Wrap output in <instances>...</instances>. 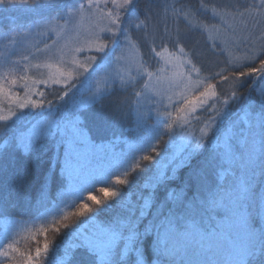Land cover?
<instances>
[{
	"label": "trees",
	"instance_id": "1",
	"mask_svg": "<svg viewBox=\"0 0 264 264\" xmlns=\"http://www.w3.org/2000/svg\"><path fill=\"white\" fill-rule=\"evenodd\" d=\"M80 1L81 0H70L64 2L62 1L65 4L73 6V11L75 14L71 17V19H69L66 14L61 12L59 15L54 13L51 18L44 21H37V24L39 25L37 30L40 29L41 33H39L36 29L32 31L34 27L33 17L31 14L26 12L19 13V15L16 16L13 20H8L7 18L3 19L0 23V73L7 69L19 70V67L22 66L24 68L27 67L26 65L28 64L31 67L28 72L32 74L33 77L34 71H37L36 68H38L39 71H37L35 77L38 78L39 81H48L47 84H43L40 82L38 84L37 81L36 86H38V88L35 86V89L37 90L35 91L34 89H32L30 91L34 92V94L29 95L31 100L41 101L43 102L44 106H49L48 102L51 101V107L57 105L56 108H59L64 104L66 105L67 103L71 104L74 107L80 104L82 98L92 95V89H96V87H89V91L87 89L84 90L83 88H81L80 90V85H78V88L71 87L68 89V96H63V91L66 90L65 85L63 83L53 84L49 79V76L55 71V68L57 67H46V65L49 64L58 65L62 61L63 57L58 56V54L65 57L69 56L71 60L73 59V56H75L78 61L81 57L89 58L95 56L96 69H98L97 66L100 65L102 66L100 70H104V72L112 71V77H110L111 80L109 82L108 80L101 81L102 83L100 84V86H98V90L100 89L99 91H101L99 95L101 96L103 94V91H110L111 89L113 90L117 87H121L126 89L127 91L126 95L123 98V102L131 103L132 105H134L137 104L134 103L137 101V96L139 97V95L144 94V91H146L141 86H145L146 82L149 83L150 77L148 73H152L151 77L155 76L156 74L159 75V62L161 61L154 55H148L150 50L153 53H168L175 57L176 54H179V56L177 57L185 58L188 56L192 57V51L193 49H195L197 52V57H219L220 62L213 64V66L210 67V70L203 69L200 71L199 79H202L204 81L205 86L207 84H215L216 91L218 92L217 96L221 97L220 100L228 99V106H225L223 103H219V100H216L213 108H208L206 112L203 109H198L195 114L189 112L187 114V118L184 119L185 114L180 112V109L183 107V100L178 101L174 105H172L170 110H166V108L158 106H156L155 109L153 102L154 100L152 98L154 95L152 94V103L150 107V114L152 116L151 121H172L177 117L176 114L177 111H179L178 117L182 118L183 121H180V124H185L186 121H188L189 123L190 121V124H192L193 127H197V131L200 130L201 126L204 125L205 122H210L212 117H215L217 119V117L219 116L217 114V111L221 114L226 111H230L233 113V115L229 117L228 120L220 122V128H218L220 129V132H217L216 130L204 137L203 140L200 139V142H202V154H198L192 160L193 167H200L201 164H203L204 167L207 165V159L210 155H213L215 153L214 151H216L218 147L217 143L221 140L223 132L225 130H228L226 127L233 121L236 120L239 124V126L237 125V128H235L236 131L233 133H240L242 129L248 128L249 125L247 126L245 118L253 115L254 111L258 112L260 107L259 84L256 79L245 77L244 79L252 80L253 82L251 84H247L244 88H241L239 90L241 93H243L242 97L232 99L230 94L234 90L233 84L230 81H224L220 76H217L216 79H211V77L213 73H223L229 67L243 63L246 53L250 54L251 52L252 44L245 42V44H240L236 49L231 48L226 50H224L223 46L220 45V48H216L215 51H212V49L208 47V44L213 41L219 44H221V42L220 40H217V36H215L214 34L213 36L212 33L208 31L206 26H216L219 19H221L222 17L220 16V13L222 14L223 12L227 13L231 18H233L235 21H230L235 24H243L246 22L251 25L250 18H241L240 16L235 15L237 9H234L231 6L243 5L252 2H250L249 0H192L191 2H188V4H186L187 0H183V3H181L182 6L179 7H183L184 11H188L187 14L177 11L175 6H169L165 4L159 5V7L157 8L159 16L156 20H151L150 18V24L147 30L141 31L137 29H131L129 32V39L131 43L133 42L134 44H138L139 49L144 50L142 51L143 69L140 71L141 73L139 72L140 74H143V76L139 78L137 76L139 74H136L135 76L130 77L127 81H123V86H121V81L116 80L119 69H117L115 62L127 58H124V56H126V53H123L119 46L116 48L115 55H111L110 47H108L106 51L109 53V55L106 59H102V57H104V53H97L94 47L93 51L91 49L87 50L89 47L83 45L81 41V35L84 33V31L82 29L77 30L76 28V21L78 19L84 18L83 14L85 12L87 13V8L91 10V15L93 14L91 18L92 21H97V14L102 13L108 15L106 14V10H109V7L99 6V8H96L94 6L89 7L85 5L86 7H84L83 11L78 12L76 11V9H78L81 5ZM151 1L153 2L155 0H138L139 11L142 12L144 7L146 5H149ZM239 10L242 11L243 9L241 8ZM117 14L120 16L122 21L126 19L121 9L119 12H117ZM165 15H167V17H165ZM253 15L255 14L253 13ZM61 16L63 18H61ZM139 19L143 20V15H140ZM186 20L190 21V23H195L194 34H196L197 42L184 43L187 45V47H185L184 49L185 55L178 53L179 48L183 45L174 48L171 43H169L168 41H164V47L161 48V41L159 39H156L158 33L155 29L158 27L160 31H163L166 25L168 32L172 35H175V32L177 30L180 31L179 25L183 24ZM46 21L49 22L45 23L42 26L41 23ZM65 22L74 23L73 26L75 28L72 29V27L64 31H58L57 29L50 31L52 23H58V25L60 26ZM125 26L126 24H121V27ZM12 28H23L26 31L21 35H11L10 31ZM149 32H152L151 36H149ZM105 34L106 35L100 39L103 42L110 44L112 34L108 32H105ZM152 36H154V38L149 39V41L144 45H139V40H148V38H151ZM119 39L120 43L124 41L123 37H119ZM53 41H56L55 45H53ZM252 43H260L258 35L252 37ZM45 45H48L49 47L45 48ZM79 46H83L84 51L81 53H74L72 50ZM60 47H65L63 50L65 51L66 49L64 54L62 52H59V50H61ZM221 48L223 49V54H220ZM44 51L47 52V54L51 53L50 56H52V62L51 60L47 61L44 59H39L40 56L38 55H41ZM90 53H96V55ZM25 57H27V59H25ZM117 57H119V59H117ZM226 59L228 61L227 64L225 63ZM177 60L181 59L177 58L173 61ZM64 63V66H67L68 69L73 67L72 61L70 60ZM38 65L39 67H37ZM178 66H180L179 63H173L172 67L179 70H188V66L186 65L182 67L180 66L181 68ZM74 67L76 68V66ZM196 67H198L197 63ZM32 75L30 76L32 77ZM5 77H8L10 81L14 79V77L0 74V80L4 79ZM61 81L64 80L61 78ZM113 81H115V87H113ZM225 82H229V85L227 83L225 84ZM28 84L30 85L29 82ZM9 90L11 96L14 98V101L2 100L3 97H0V115L11 116L12 112L16 113V115L11 116L9 120L0 121V146H3V148H0V169L5 170L3 175L6 177V183L0 182V238L4 229V225L2 223L3 221L9 219H17L22 222L37 221V219L42 216V212L49 207V203L53 202L59 192L66 187V180H63L64 175L61 174L60 167L55 166L52 159L56 151L54 139L48 138L42 141L43 146L41 148V159L39 162V167L36 166L34 158L29 159L24 157L23 153L16 147V144L14 142V136H18L21 132H26L31 127L30 124L36 123L37 119H40L42 116L44 117L48 114H53L52 117H63V115H59V113L57 111L55 112V110L53 109H51V111L49 112H42L41 110L43 108H37L34 106L20 108L19 104L21 101L25 100L26 94H28V92L19 93L22 92V90L19 91V87L13 85L9 88ZM41 92L44 93L43 96L39 94ZM88 93L90 95L87 96ZM137 93H139V95H137ZM214 100L215 99L209 101V104H213ZM91 105L93 107L94 104ZM123 105L125 104H121L119 106ZM84 109L85 108H81L80 112L82 114V124L85 126V120L83 118L85 114ZM138 112L141 111H136L135 115H131V118L127 123L129 128L125 131V133H123V131L120 133L114 132L112 134H105L98 137H87L84 134V136L91 141V145H102L104 147V151L100 152L89 145L88 150L85 151L90 152L93 155V157L89 158V162L93 160H97L98 162L106 161L107 158L111 157L113 153L117 154L120 149H123L124 151L122 152L125 153V149H128V147H126L125 145H127L128 142L129 144H131L132 142L134 143L136 141L137 137L144 135L145 138L149 136L145 129L135 131L136 118H138L137 114H139ZM151 121H149V119L147 118L145 123L149 124L151 123ZM185 126L187 128L189 127L188 124H185ZM145 127V124H143V128ZM169 136L170 134L166 133L163 138L154 140L153 143L151 142L152 146H154V144L163 145L161 144V142L165 140L164 146H157L158 148L156 147L158 151L160 150L162 151V153L165 152L168 147L167 144ZM249 138L250 137L247 132H245L244 135L241 136L240 141L242 145L240 144L238 146V153H236V158L240 157L243 161L240 162L235 159L236 163L230 166L229 172L224 175L222 181L219 180V184H217V181L215 179L219 178L218 176H221V170L220 173L216 172L213 176L212 174H208V176H212L215 178L213 182H210V185L213 188H218L222 192L227 193L232 191L231 188L233 187L235 182L241 179L240 175L242 172H244L243 167L248 163L249 151L253 147V145L252 147L250 146L251 143L249 142L251 141L249 140ZM255 141L259 142L258 137L255 138ZM145 145H147V143H145ZM258 146L260 147V144H258ZM83 147L84 146L81 144L76 145V148L80 151H83ZM146 150L148 151L147 147ZM62 151L63 149H61V153ZM188 151L190 152V150ZM188 151H186L185 154H187ZM149 153L153 156V158L156 157L157 161L153 163L151 162V164L147 163L148 165L142 162L144 168L140 166L141 169L135 173L137 178L139 179L128 198L123 199L119 203L112 202L106 204L105 209L100 213H97L94 216H90L87 220H85L84 218L85 222L82 220L78 225V228L74 226L73 228H76V230L73 231L72 228V232L70 234L68 230L67 232H65L66 230H64L60 231L57 235V233H54L53 231L47 229L43 237V239L48 240L46 242L49 245L47 253H45L43 251V248H41L37 243L38 238L42 237L39 236L41 232L37 233L33 237H30L25 244L24 242H20V240L17 244V253H19V257L16 252L13 253V260L11 262L10 259L1 260L0 257V264H12V262L13 264H28L29 256L32 257L33 264H97V256L90 255L82 247H75L79 244L82 233H85V231L87 233H90V229L92 226L91 222L94 221V224L97 225H100L102 223L104 225H107L115 219L124 220L129 215L130 210H135L138 213L141 205L143 204V201H145L146 199H152V203L159 206L163 202L169 190L175 189L179 191L184 187L185 182L192 183L191 181H189V173L191 169L185 166L179 168L176 171L174 179H168L162 185L154 189L152 186L153 182L150 177L153 176V174L157 171L158 162L165 161V158H163L164 156L162 155H158L157 151H149ZM256 157V163L258 165L260 153L256 152ZM218 167L219 169H221V166H219V164ZM50 168L53 169L51 173H49ZM257 168L258 167H256V169ZM18 172L22 177L26 176V179L24 180V187L22 190H17V183L13 179V177L16 176ZM168 176H173L171 166L168 169ZM146 177H149V179H147ZM260 179L261 181L253 186V193L256 195H258L261 189L264 188V176H261ZM245 181L253 182L254 178L251 175V177L246 178ZM193 190L194 185L186 193L188 198L191 197ZM149 211L155 212L156 208L153 207L149 209ZM213 211L215 212V210ZM250 211H252L253 215H255L254 209H250ZM209 212L212 213V210L208 211L204 208L198 207L191 217V219L199 225L198 227L200 228V230H202L208 236L211 233L217 234V231H219L217 225L218 223L216 224V220H213V216L209 215ZM253 223L257 227H259L260 222L258 219H254ZM43 239H41V242L43 241ZM214 239L215 236H212V239H209V242H207L208 245H206L204 249L210 250L209 252H205L202 255V257L208 260L211 264H213L214 261L218 259L217 251L215 250L212 242ZM191 243H193L194 247H197V240H194V238L191 239ZM37 247L41 249L40 256L36 255ZM144 250L146 256L151 257L152 252L150 241H145ZM225 256L226 254L222 255V257ZM132 259L133 255H130L127 259L126 264H131ZM249 264H264V255L250 257Z\"/></svg>",
	"mask_w": 264,
	"mask_h": 264
},
{
	"label": "snow or ice",
	"instance_id": "2",
	"mask_svg": "<svg viewBox=\"0 0 264 264\" xmlns=\"http://www.w3.org/2000/svg\"><path fill=\"white\" fill-rule=\"evenodd\" d=\"M99 7L96 0L89 7ZM119 8L124 13L125 20H121L118 14L108 12L109 24L101 31H105L112 34L111 55H115L116 48L120 46L119 37H123L127 44H130L129 32L131 29L147 30L151 20H156L159 16V12L151 4L146 5L142 12L139 11L138 0H120ZM22 8L24 12L29 13L33 17V26H38L37 21H44L53 16L54 13L59 15L61 12L66 14L69 19L75 14L73 6L65 4L62 0H0V12L7 11L10 8ZM84 5L81 4L76 11H83ZM168 7V6H165ZM234 9H237L235 15L241 18H250L251 27L246 28L245 31L249 32L248 43L252 44L250 54L246 53L244 62L238 65L229 67L223 73H213L211 79H216L220 76L224 81H230L234 90L231 92V98L237 99L243 96L239 90L244 88L247 84H251L252 80H246L245 77L255 78L259 84L260 94V107L259 111L255 112L249 119V126L247 129H242L240 135L243 136L245 132L253 137V147L249 151L248 163L252 166L251 175L254 178L256 175V167L259 168L261 176H264V0H253L252 3L243 5H232ZM243 9L240 11L239 9ZM255 13V15H253ZM143 15L144 19L140 20L139 16ZM61 18H63L61 16ZM121 24H126L125 27H121ZM158 33L156 39L161 41L160 47H164V41H168L175 48L183 45L179 48L181 54H185L184 49L187 47L184 44V37L179 30L172 35L168 32L165 25L163 31H160L157 27L155 29ZM59 35V34H58ZM152 32H149V36ZM259 36L260 43L253 44L252 37ZM241 43H244L242 40ZM56 41H53V45ZM84 45L89 48H95L97 53H104L102 59H106L109 53L106 51L109 45L103 42L99 36L86 39ZM45 45V48H48ZM208 47L215 51L216 48H220V44L215 41L208 44ZM258 49V50H257ZM74 53H81L84 51L83 46L76 47L72 50ZM223 49L221 48V53ZM148 55H154L159 57L160 52L153 53L151 50ZM27 59V57H25ZM119 59V57H117ZM96 60V57H90L89 63H80L75 56H73L72 64L82 69L84 72H88L89 65L92 61ZM197 52L195 49L192 51V58L181 61L188 65L186 74H181V82H191L194 87L203 86V90L198 94L194 93L191 96H182L183 107L180 109L181 113H184V119L187 118L189 112L195 114L198 109H203L205 112L208 108H213L216 100H220L221 97L217 96L216 85L207 84L204 85V81L199 79V73L201 69L196 67ZM227 64V59L225 60ZM39 67V65L37 66ZM46 67L52 68L53 65H46ZM197 75V79L192 81V74ZM149 77L152 73H148ZM61 78L66 82L63 96H68V89L75 87V83L72 81V73H65L58 67L51 73L49 79L53 84L61 82ZM25 82L29 77L24 76L21 78ZM15 79L11 80V84H16ZM40 83L47 84V80L40 81ZM123 86V82H121ZM25 87H28L25 83ZM113 87H115V81H113ZM31 91V89L29 90ZM0 93L11 96L10 90L6 89L5 85L0 83ZM41 96L44 93H39ZM139 95V93H137ZM213 101V104H209V100ZM102 102V97L97 93L82 98L79 105L74 106L73 110L69 113V116L64 119L63 122L53 121L50 116L37 120L26 132L19 133L18 136H14V142L16 147L23 153L26 158H34L36 166L39 167L41 159V148L43 146L42 141L53 138L55 140L56 151L53 156L55 166L60 167L61 174L66 177V187L61 193V196L69 197L76 201L84 198L85 192L92 190V185L99 181H103L106 178L93 179L89 182L88 172L83 170V166L78 163H74V156L80 155V150L76 148L77 144L83 145V151H87L91 141L84 136L83 129L81 127V108H86L91 104ZM223 104L228 106L229 100L223 99ZM51 107V101L48 102ZM34 106L42 108L44 106L41 101L31 100L30 96L26 94L25 100L19 104L20 108H27ZM218 115H222L217 111ZM16 113L12 112L11 116H15ZM43 115V114H41ZM247 115V114H246ZM9 115H0V121H7L11 118ZM214 120L215 117H212ZM175 123V121H173ZM168 128L172 127V124L167 125ZM208 126L206 130H202L200 139L203 140L207 135ZM260 137V157L259 164L256 160L255 149V136ZM220 132V129H217ZM159 138V133L151 135L147 145H145V139L143 136L137 137L134 143L129 144L127 154L130 157L135 156L138 152H143L147 147L148 151L156 152V147L152 146L151 141ZM236 139L235 134L228 129L223 132V140L218 141L217 146L223 148V157L228 161L234 158L232 152V142ZM97 151L103 152L104 147L102 145H91ZM3 148V146H0ZM202 145L197 142L194 148L184 158V160L176 163L175 156L171 158L170 164H161L157 171L151 177L153 182V188H157L162 185L168 179H174L176 171L181 167H188L191 169L189 173V182H185L184 187L179 191L172 189L169 190L163 200V202L157 206L146 199L141 205L139 213L135 210H130L126 219H115L107 225H99L92 233L81 234L80 242L75 247H82L90 255L98 257L97 264H126L130 255H133L131 264H176V257L183 253L187 255L188 242L196 236H199L201 240L211 239L216 233L209 234L208 237L204 235L197 226V224L191 219L195 210L200 207L205 210H215L217 207H225L229 213L228 217L221 222L218 227L222 230L235 231L236 238L232 243L230 260L227 264H249V258L257 255H264V188L261 189L258 195L253 193V183L249 181L247 183L240 184L233 191L224 193L218 188H213L207 178L206 170L203 164L200 167H193L192 160L201 153ZM61 149H63L61 153ZM124 152L120 154L113 153L110 158V163L113 160H121ZM144 161H151L153 157L151 155H143L141 157ZM109 163V164H110ZM171 166L173 176H168V169ZM117 166L116 168H119ZM136 168L140 165L136 164ZM103 168V166L97 169ZM4 169H0V182L6 183V177L3 175ZM53 171L49 169V173ZM13 179L17 183V190H22L24 187V180L26 176L22 177L18 172ZM117 183L121 185H127L129 180H117ZM194 185L191 197L188 198L186 193ZM101 192L108 193L107 188H101ZM121 197L119 191L112 192L110 199ZM89 200L96 202L98 207H89L87 203L79 204L75 215L79 217H86L88 214L100 213L105 209L107 201L97 200L95 196L88 195ZM119 203V201H116ZM155 207L156 211L151 212L149 209ZM250 209H254L255 215ZM151 217V218H149ZM67 219V217H65ZM259 220V227H257L253 221ZM79 226L77 225L76 228ZM64 228H70L69 224H64ZM73 228V231L76 230ZM150 241L151 257L146 256L144 246L145 241ZM121 243L123 244L120 249ZM49 245L44 244L43 251L48 252ZM117 249H120L119 252ZM13 250V244L9 243L7 249L0 255L8 256V251ZM36 255H41V249L36 248ZM118 257V258H117ZM28 264H33L32 257H28ZM191 264V261H189Z\"/></svg>",
	"mask_w": 264,
	"mask_h": 264
},
{
	"label": "rangeland",
	"instance_id": "3",
	"mask_svg": "<svg viewBox=\"0 0 264 264\" xmlns=\"http://www.w3.org/2000/svg\"><path fill=\"white\" fill-rule=\"evenodd\" d=\"M64 1H70V0H62ZM192 0H187L186 4L188 2H191ZM250 2H253V0H249ZM94 0H81L80 3L83 4L84 6H89L90 4H93ZM119 2L120 0H96V3H98L99 6H108L109 10H106V14H108L109 11L117 14V12L120 11L119 8ZM258 3V0H256ZM183 0H158V1H151L149 4H151L154 8H158L159 5L165 4L169 6H175L177 11L182 12L187 14L188 11H184L182 6ZM177 5V6H176ZM85 6V7H86ZM187 6V5H186ZM96 7V6H94ZM99 8V7H96ZM87 13L85 12L84 18L78 19L76 21V28L77 30L82 29L84 33L81 35V41L82 44L84 45V41L89 38H95L99 36L100 38L104 37L105 31H101L104 29L106 26L109 24V18L108 15L105 14H97V21H92V15H91V10L87 8ZM213 10V9H212ZM23 13L22 8H10L7 11L0 12V23L3 19H8V20H13L16 16L19 15V13ZM255 14V13H254ZM221 19H219L218 24L216 26H206L208 31L217 36V40L221 42L220 45L223 46V49H236L238 46L241 44H245V42L248 41L249 38V32L245 31L246 28H250L251 25L248 23H238L235 24L232 21H235L233 18H231L227 13L223 12L222 14L220 13ZM167 17V15H165ZM49 21L42 22L41 25L43 26L45 23H48ZM74 23L70 22H65L61 24L60 26L58 23H52L50 31L57 29L58 31H64L66 29H74L75 27L73 26ZM195 23H190V21L186 20L183 24H180V33L184 37V43H196L197 38L195 32ZM39 26V25H38ZM38 26H34L32 31L34 29H38ZM26 30L22 29H11L10 33L11 35H16V34H23ZM39 33H41V30H37ZM9 32V31H8ZM9 34V33H6ZM213 35V36H214ZM154 38L152 36L151 38H148V40H139L138 43L139 45H144L146 42L149 41V39ZM244 41V43H241V41ZM110 43V42H109ZM1 44V42H0ZM110 47V50H112V44H108ZM130 45V47H129ZM65 47H60L61 50L59 52H62ZM120 48L123 53H126L127 58L121 59L115 62V65L117 66L118 70V76L116 80H119L121 82L127 81L130 77L135 76L136 74L139 78L143 76V74H140L141 70L143 69L142 67V59H143V54L142 51L139 49L138 44H134L133 42L131 44H127L126 42L120 43ZM91 49L92 51L94 50L93 48H88L87 50ZM180 50H179V52ZM216 53V52H215ZM90 54H95L96 53H90ZM51 53L43 52L40 56L39 59H44V60H51L52 56H50ZM185 55V54H183ZM37 56V57H38ZM58 56L63 57L62 61L58 65H53L64 71L65 73L71 72L72 73V81L75 83L74 88H78V85H80V90L83 88L84 90L89 91V87H96V89H92L91 94L97 93L98 95L101 93V91L98 90V86L102 83L101 81H106L108 82L111 80L110 77H112L111 73L112 71L104 72V70H100L102 66H97L96 69L95 63L96 60L92 61L89 65V70L88 72H84L82 69L74 67L73 65L72 68L68 69L67 66H64L65 63L68 60L72 61L69 56L65 57L60 54ZM117 56V55H116ZM115 56V59H116ZM179 54H176L175 56H172L171 54L168 53H161V55L158 57L161 62H159L160 65V71L159 75L156 74L153 77H150L149 83L146 82L145 86H141L144 88L146 91H144V94L137 96V101L132 105L131 103H124L123 98L126 95L127 91L124 88L117 87L115 89H111L110 91H103L102 96V102H98L93 105L87 106L84 114V120H85V126L82 124V129L84 131V134L87 137H98L101 135L105 134H112L114 132L120 133L125 131L129 128L127 125L129 119L131 118V115H135L136 111H141L138 112V118H136V125H135V131L143 130L145 129L146 132L149 134L148 137H145V143L148 142L149 138L151 135H155L156 132L159 133V138H163L164 135L170 134L169 139H168V144H167V150L162 153V151H158V155L164 156L165 161H160L157 164V169L161 164H170L171 165V158L175 156L176 163H179L180 161L184 160V158L189 154L188 150H192V148L195 147V144L197 142H200V137H201V132L202 130H206V125L208 126L207 129V135L210 133H213L216 131L218 128H220V122L228 120L229 117L233 115L232 112H224L222 115H219L217 119L215 118L214 120H210V122H205L204 125L201 126L200 130H197V127H193L192 124H190V121H186L185 124H188V128L185 126V124H180V121H182V118L178 117V112L176 114V118L172 121H159V120H153L150 112V107H151V97L152 94L154 95L153 102H154V108L156 109V106L158 107H164L166 110H170L172 105H174L176 102L182 100V96H191L194 93L198 94L199 91L203 90V86L197 88L192 86L191 82L184 81L181 82V74H186L187 71L185 70H179L173 68V63H179V65L182 67L186 64L181 63V61L191 59V56L185 57V58H180L177 57ZM90 58V57H89ZM89 58H80L79 62L80 63H89ZM177 58L181 60L173 61L176 60ZM30 61V60H29ZM53 59L51 60V62ZM39 62V60H38ZM195 63L198 64V69H211L210 67L213 66V64L219 63V57L216 58L215 56H209V57H204L200 58L197 57V61H194ZM27 67H19L18 69H7L0 73L1 75H7L9 77H14V79L17 81L16 84H11V81L8 79V77H5L4 79L0 80V83L4 84L6 89H9L12 85L19 87V91L22 90V92H28V96L34 94V92H30L29 90L35 89L36 83L38 81L39 84V79L35 77V74L37 71H39L38 68H36L37 71H34V77L32 74H30L28 71L31 68L28 64L26 65ZM111 66V65H110ZM178 66V67H180ZM188 66V65H186ZM180 67V68H181ZM189 67V66H188ZM140 72V73H139ZM32 75V77L30 76ZM27 76L29 79L27 82L22 80L21 78ZM138 79V78H137ZM197 79L196 74H192V81H195ZM202 80V79H200ZM30 83V85L28 84ZM25 83H27L28 87H25ZM60 83H63L64 85L66 84L65 81H61ZM229 85V82H225V84ZM36 86V87H35ZM82 89V90H83ZM216 90V89H215ZM86 92V91H85ZM217 92V91H216ZM90 95L89 93L87 96ZM218 95V92H217ZM0 97H3L2 100H9V101H14V98L12 96L5 95L4 93H0ZM215 99V98H213ZM211 101V100H209ZM133 103V102H132ZM219 103H223L222 100H219ZM121 104H125L123 106H119ZM63 105V104H61ZM67 105V106H66ZM64 104L63 106L56 108L57 105L49 107V106H43L42 112H49L51 109L57 111L59 115L57 117H52V115L48 114L44 117H49L53 121H59L63 122L65 118L69 116V113L73 110V106L69 103ZM137 105V106H135ZM69 108V109H68ZM252 115H250L251 117ZM43 116L40 118H44ZM250 117H246L245 121L247 122V126L249 125V119ZM82 118V119H83ZM147 118L151 123L146 124ZM244 118V117H242ZM37 119V120H40ZM175 121V123H173ZM183 122V121H182ZM35 123L30 124L32 126ZM143 124H145V128H143ZM172 124L171 128H168L167 125ZM190 124V125H189ZM229 124V123H228ZM237 125L239 126L238 122L235 120L231 124H229L226 128L231 129L232 132H235L237 128ZM225 128V129H226ZM226 131V130H225ZM146 133V135H147ZM236 136V139L233 140L232 142V152L234 154V158L231 161H228L225 159L222 155L223 153V148L217 147L215 153L213 155H210L209 158L207 159V165L205 166L206 174L209 183L215 179L212 177L215 175V173H220L221 170V176H218L219 178L215 179L217 181V184H219V180H223L224 175L229 172L230 166L235 164L236 161L242 162L243 160L240 157L236 158V153L238 150V146L241 144V135L239 132L234 133ZM206 135V136H207ZM205 136V137H206ZM144 137V135H143ZM249 140L251 142L250 146L252 147L253 145V137L249 135ZM258 137L259 142L255 141V149L257 153H260V147L258 144H260V137L258 135V130H257V135L255 138ZM53 139V138H51ZM137 139V138H136ZM157 140V139H154ZM154 140L151 142L153 143ZM223 140V136L221 137V142ZM133 143V142H132ZM163 145H155L154 147H159V146H164L165 140L161 142ZM202 144V142H200ZM125 145V144H123ZM242 145V144H241ZM126 147L129 146V142ZM157 147V148H158ZM126 152L122 155L121 160H113L110 163V158H107L106 161H100L98 162L97 160H93L89 162V158L93 157V155L90 152H85V151H80V155L78 157L74 156V163H78L79 165L83 166V170L85 172H88V178L89 182H91L93 179H101V178H106L103 181H99L92 185V190L90 192H85L84 198L82 200L76 201L74 199H71L69 197H64L61 196L62 191L59 192L57 197L53 202L49 203V207L45 209L42 212V216L37 219V221H30V222H22L17 219H9L6 221H3L4 229L2 231V235L0 238V253H3L5 249H7V245L9 243L13 244V250L8 251V256L0 255L1 260H8L10 259V262L13 260V253L16 252V254L19 257V253H17V244L20 242H24V244L28 241L30 237L35 236L37 233H40L37 243L41 248H44V244L48 241L47 239H43L45 231L51 230L54 233L59 234L60 231L67 232L69 231V234L72 232L71 229L74 226H77L80 224V222L83 220L89 219L90 216L93 214H88L86 217H79L75 215V212L77 208L79 207V204L81 203H87L89 207H98L95 201L89 200L88 195L95 196L97 200L100 201H107V204L119 201L121 202L123 199H126L131 195L132 190L137 184V181L139 178L136 176V172L140 170L141 168H136V164H139L140 166L142 165V162L145 164H151V162H156L157 158L154 157L151 161H144L141 159L143 155H151L149 151L145 150L143 152H138L135 154V156L130 157L127 154V149H125ZM123 149H120L117 154H120ZM186 151H188L187 154ZM184 154V155H182ZM186 155V156H185ZM152 156V155H151ZM153 157V156H152ZM110 163V164H109ZM147 164V165H148ZM221 166V169L218 167ZM119 168H116L119 166ZM103 166V168L97 169L98 167ZM144 168V167H143ZM219 169V171H218ZM243 171L240 175L241 179L236 181L233 187L231 188L232 191L239 186L240 184L247 183L245 181L246 178L251 177V171H252V166L247 163L243 167ZM256 175L254 177V181L252 182L253 185L258 184L259 181H261V175L259 172V168L255 169ZM208 174H212V176H208ZM152 177V176H151ZM150 177V179H151ZM149 179V177H146ZM124 180L127 179L130 181L129 184L127 185H121L117 183V180ZM143 179V178H142ZM63 180H66V177H63ZM147 182V181H146ZM216 184V185H217ZM101 188H107L108 193L101 192ZM119 191L121 193V197H116L110 199V194L112 192ZM134 196V195H132ZM143 201V200H142ZM150 202L152 203V199H150ZM144 203V201H143ZM140 211V209H139ZM138 211V213H139ZM209 215L213 216V220H216V224L219 225L221 222H223L229 215L227 209L225 207H217L215 209V212L212 210V213L209 212ZM67 217V219H65ZM85 218V220H84ZM64 224H69L70 228L65 229ZM92 226L90 229V233L95 231V228L99 225L94 224V221L91 222ZM197 224V223H196ZM100 225H104L103 223ZM197 226H199L197 224ZM219 228V227H218ZM200 229V228H199ZM202 233H204L202 230H200ZM218 233L215 235V239L212 241L213 246L215 247V250L217 251V257L218 259L214 261L213 264H227V262L230 260V252H231V246L233 241L236 238V233L235 231H227V230H222L219 228ZM204 235L207 237L204 233ZM64 237V236H63ZM35 238V237H34ZM41 239L43 241L41 242ZM212 239V237H211ZM50 240V239H49ZM194 240H197V247L193 246V243H191V240L188 242L187 246V255H184L181 253V255L176 257V264H189V261H191V264H211L208 260L204 259L202 257L203 253L209 252L210 249H204L206 245H208L207 242H209V239H204L201 240L199 236L194 237ZM54 241V240H53ZM205 243V244H203ZM123 244L121 243L120 249H122ZM120 249H117L119 252ZM226 254V258L222 257V255ZM118 258V257H117ZM13 264V262H12Z\"/></svg>",
	"mask_w": 264,
	"mask_h": 264
}]
</instances>
